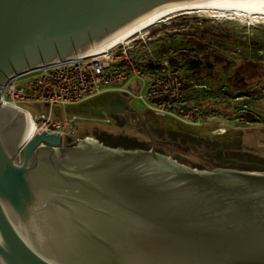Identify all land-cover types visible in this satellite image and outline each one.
Listing matches in <instances>:
<instances>
[{"label": "water", "instance_id": "water-1", "mask_svg": "<svg viewBox=\"0 0 264 264\" xmlns=\"http://www.w3.org/2000/svg\"><path fill=\"white\" fill-rule=\"evenodd\" d=\"M190 0H0V264H264L262 171L197 169L61 133L25 140L19 75L85 55ZM128 94V93H126Z\"/></svg>", "mask_w": 264, "mask_h": 264}, {"label": "rangeland", "instance_id": "rangeland-1", "mask_svg": "<svg viewBox=\"0 0 264 264\" xmlns=\"http://www.w3.org/2000/svg\"><path fill=\"white\" fill-rule=\"evenodd\" d=\"M196 40L208 47L198 50ZM124 43L123 46L130 47L129 57L140 65L176 61L173 66L182 76L183 84L191 85L184 90L183 98L188 107L197 109L198 119L185 121L172 115L156 116L139 98L146 92L148 78L132 75L117 86L119 91L109 90L77 104L53 107L54 120L72 116L101 119L104 115L109 119L107 123L79 121L75 138L102 136L125 142L118 146L121 148L150 149V137H153L159 153L197 169L232 168L224 167L225 163L233 165L237 160L264 164V17L184 12L166 18ZM206 53L217 54L222 61L212 70L195 75L189 64ZM187 58L190 61L186 62ZM236 73L245 77V89L232 86ZM34 76L30 74L18 81ZM122 88L129 89L127 96L119 93ZM22 106L35 118L50 113L41 102ZM218 129L224 131L216 133ZM223 154L226 160H222ZM233 169L242 170L236 166Z\"/></svg>", "mask_w": 264, "mask_h": 264}, {"label": "built area", "instance_id": "built-area-1", "mask_svg": "<svg viewBox=\"0 0 264 264\" xmlns=\"http://www.w3.org/2000/svg\"><path fill=\"white\" fill-rule=\"evenodd\" d=\"M130 47L117 45L97 54L81 55L71 60L58 62L29 73L10 79L5 85L1 100L26 113L34 122L37 133L58 132L64 140L75 144L81 139H93L85 136L75 138V130L79 121H102L109 119L104 115L97 118L72 116L54 120L51 114L57 105L77 104L87 98L100 96L123 83L132 75L146 76L148 84L145 94L139 98L150 106L158 117L176 116L185 121L198 119L197 109L188 107L184 100L183 79L169 60L140 65L129 57ZM150 65V66H149ZM35 74L27 81L19 82L21 77ZM127 92H129L127 90ZM41 102L50 109L49 115L41 114L35 118L24 103ZM224 130H216L221 133ZM75 138V139H73ZM98 140V139H97Z\"/></svg>", "mask_w": 264, "mask_h": 264}, {"label": "bare ground", "instance_id": "bare-ground-1", "mask_svg": "<svg viewBox=\"0 0 264 264\" xmlns=\"http://www.w3.org/2000/svg\"><path fill=\"white\" fill-rule=\"evenodd\" d=\"M228 12L238 13L246 17H264V0H190L163 6L154 12L140 18L130 26L116 33L103 43L91 48L87 54L93 55L122 45L134 36L146 31L166 18L184 12ZM124 43V44H125ZM37 130L33 120L29 117L26 126V138L30 140Z\"/></svg>", "mask_w": 264, "mask_h": 264}, {"label": "trees", "instance_id": "trees-1", "mask_svg": "<svg viewBox=\"0 0 264 264\" xmlns=\"http://www.w3.org/2000/svg\"><path fill=\"white\" fill-rule=\"evenodd\" d=\"M195 46L197 47V49L199 50H205V48L206 47H208V44H204V45H202L201 44V42L200 41H197L196 40V42H195ZM195 47V48H196ZM213 56V57H212ZM212 57V58H211ZM213 61V62H211V60ZM187 61H190L188 58L186 59V62ZM222 61V58L219 56V55H217V54H208V53H206V54H203V56L200 58V59H197V60H193V61H191V64H189L190 65V67H191V69H193L194 70V74L195 75H200L203 71H208V70H212L213 68H214V66H215V64H217V62H221ZM169 62L171 63V65L173 66V64H175V60L174 59H170L169 60ZM248 63H251V62H249V61H247ZM150 66V65H149ZM174 67V66H173ZM175 68V67H174ZM194 75V76H195ZM234 83H233V87L234 88H237V89H240V88H242V89H245L246 88V85L244 84V82H245V77L244 76H240V74L239 73H236V75L234 76ZM191 87V85L190 84H183V89L184 90H188L189 88ZM137 116V115H136ZM137 117H141V116H137ZM142 118V117H141ZM95 138H97L99 141H101V142H103L104 144H106V145H108V146H111V147H118V146H120V144H122V143H124L125 144V142H114V141H112L111 140V138H107V137H102V136H99V138L98 137H95ZM125 140H127V139H125ZM129 141V140H128ZM205 142V141H204ZM129 143V142H128ZM128 148V147H127ZM222 157H223V159L222 160H226V158H225V155L223 154L222 155ZM226 165H228V166H231L232 168H233V166H236V167H239V168H242V170H246V169H251V168H257V169H260V168H258V167H254V166H252V165H244V164H239V163H237V162H234V164L232 165V163L230 162V163H225V166L224 167H227ZM261 170V169H260Z\"/></svg>", "mask_w": 264, "mask_h": 264}, {"label": "flooded vegetation", "instance_id": "flooded-vegetation-1", "mask_svg": "<svg viewBox=\"0 0 264 264\" xmlns=\"http://www.w3.org/2000/svg\"><path fill=\"white\" fill-rule=\"evenodd\" d=\"M65 144L64 145H66L67 147H72V146H74V145H76V144H73V142H64ZM234 161H236V160H234ZM233 161V162H234ZM237 163H239V164H244L245 162L244 161H238L237 160ZM244 165H247L248 166V164H244ZM252 166H254L255 167V165H252ZM256 167H258V166H256ZM259 168V167H258Z\"/></svg>", "mask_w": 264, "mask_h": 264}, {"label": "crops", "instance_id": "crops-1", "mask_svg": "<svg viewBox=\"0 0 264 264\" xmlns=\"http://www.w3.org/2000/svg\"><path fill=\"white\" fill-rule=\"evenodd\" d=\"M116 90L119 91V88H118V87H114V88L111 89V92H112V91L114 92V91H116ZM127 90H129V89H126V88L123 89V88H122V91H120L119 93L122 94V95L127 96V95H128V94H126V93H127Z\"/></svg>", "mask_w": 264, "mask_h": 264}]
</instances>
